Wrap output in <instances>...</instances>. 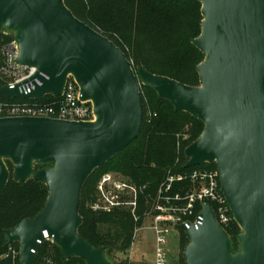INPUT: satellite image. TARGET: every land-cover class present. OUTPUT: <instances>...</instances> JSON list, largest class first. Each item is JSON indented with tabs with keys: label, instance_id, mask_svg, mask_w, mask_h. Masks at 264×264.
I'll return each instance as SVG.
<instances>
[{
	"label": "water",
	"instance_id": "95a60500",
	"mask_svg": "<svg viewBox=\"0 0 264 264\" xmlns=\"http://www.w3.org/2000/svg\"><path fill=\"white\" fill-rule=\"evenodd\" d=\"M202 32L193 45L204 55L199 87H189L135 70L108 37L78 19L65 0H0V34L18 46L15 63L36 68L22 85L40 79L30 94L9 86L0 96L40 100L63 95L67 79L77 81L81 101L92 102L95 120L0 118V192L14 179L44 183L42 212L5 231L20 244V264H33L49 238L64 258L111 264L104 248L79 234L81 194L97 169L138 139L145 120L142 86L157 92L176 112L204 123L186 149V168L215 164L221 189L241 232L235 241L203 205L202 226L186 230V264H264V0H198ZM43 73L49 77H40ZM42 166L36 170V166Z\"/></svg>",
	"mask_w": 264,
	"mask_h": 264
},
{
	"label": "trees",
	"instance_id": "16d2710c",
	"mask_svg": "<svg viewBox=\"0 0 264 264\" xmlns=\"http://www.w3.org/2000/svg\"><path fill=\"white\" fill-rule=\"evenodd\" d=\"M153 9L160 15L176 21L175 47L172 53H164L156 44L154 33L146 29L129 0H115L114 31L121 40L111 34L113 27L92 22L87 13L98 12L108 6L107 0H65L66 6L81 21L113 41L133 63L135 67H144L150 73L170 78L189 87L201 85L198 66L205 55L193 45L202 32V4L198 0H148ZM11 35L0 34V52L12 41ZM1 57V55H0ZM7 81L0 76V87ZM145 111L151 114L144 121L138 139L132 142L121 153L103 167L94 171L84 185L81 194L80 216L82 225L79 234L97 248H104L108 258L126 256L132 249L136 223L127 211L113 213L94 212L90 205L96 200V188L100 178L106 173H116L133 182L148 184L156 190L168 175L190 173L193 170H214L215 164H206L195 168H186L189 161L186 149L196 142L204 131V123L185 112H176L174 106L158 96L157 92L142 87ZM57 98L48 95L40 100H16L0 96V102L7 103H54ZM9 181L0 192V264H20V257L6 258L9 245L5 231L16 228L23 220L35 218L44 209L49 196L48 187L34 179L26 183L14 180V166L7 161ZM235 241V251L239 247L236 237L241 230L235 221L225 228ZM45 242L36 254L33 264H45L51 258L48 244ZM189 241L183 235L182 250ZM53 264H86L83 259L66 260L60 248L54 243ZM119 264H129L124 260ZM182 264H185L182 259Z\"/></svg>",
	"mask_w": 264,
	"mask_h": 264
},
{
	"label": "built area",
	"instance_id": "2783aa9c",
	"mask_svg": "<svg viewBox=\"0 0 264 264\" xmlns=\"http://www.w3.org/2000/svg\"><path fill=\"white\" fill-rule=\"evenodd\" d=\"M17 53L18 46L14 40L1 50L0 55L5 59V64L0 65V76L7 81L6 86L15 89L21 84L19 91L30 94L36 86H42L43 83L36 79L22 85L23 81L36 74L37 69L16 64ZM40 77L49 79L43 73ZM57 99L54 103L45 104L0 102V118L38 117L73 122L95 120L93 104L81 101L80 88L73 76L68 77L63 95ZM148 117L151 115L145 111V120ZM205 204L212 207L218 223L224 229L234 221L221 189L218 168L168 175L156 190L151 189L148 184L139 185L116 173H106L97 183L96 200L90 205V209L103 213L129 212L136 223L134 240L143 229V224L149 221L147 228L155 237V264H174L169 245L176 236L182 246L181 236H186V230L202 226ZM47 241L51 242L49 238ZM19 256L20 253L15 252L12 246L5 255L6 258L14 259Z\"/></svg>",
	"mask_w": 264,
	"mask_h": 264
},
{
	"label": "rangeland",
	"instance_id": "374dc122",
	"mask_svg": "<svg viewBox=\"0 0 264 264\" xmlns=\"http://www.w3.org/2000/svg\"><path fill=\"white\" fill-rule=\"evenodd\" d=\"M108 6H104L103 9H100L98 12H91V8L87 7V13L89 14V18L92 22L100 25H104L107 27H113L115 25L114 20L112 19L111 13L114 12L113 3L115 0H107ZM135 9L136 12V20L138 19V15L140 19L147 26L146 29L149 28L154 33V39L156 41L157 46L166 54H171L172 49L175 47L174 36L176 34V21L173 19H169L160 15L156 12L153 7L149 5L148 0H129ZM111 34L116 36L119 40H121L118 32L111 29ZM5 64V59L0 57V65ZM137 70L139 67H135ZM143 87V86H142ZM142 90V89H141ZM151 115V114H150ZM8 165V164H7ZM9 168V167H8ZM42 166H36V170L41 169ZM14 175V173H13ZM15 180V179H14ZM149 221H146L143 224V229L139 231L137 234V238L133 242L132 249L126 255L113 256L108 258L111 264H119L124 260H128L129 264H155V237L153 232L148 229ZM184 235V234H183ZM183 235L181 236V241L183 242ZM185 236V235H184ZM54 243L48 244L49 253L52 255L50 259L46 261L45 264H53V255H54ZM15 252L20 253V244H16L12 246ZM169 249L172 253V261L174 264H182V259L186 264L184 254L185 250H182L181 245L178 243V239L174 236L172 243L169 245ZM20 257V256H19Z\"/></svg>",
	"mask_w": 264,
	"mask_h": 264
}]
</instances>
